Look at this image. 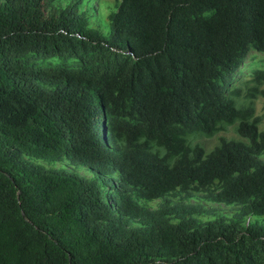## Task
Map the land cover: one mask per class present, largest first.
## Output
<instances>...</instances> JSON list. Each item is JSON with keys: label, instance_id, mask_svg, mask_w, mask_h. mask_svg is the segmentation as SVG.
Returning <instances> with one entry per match:
<instances>
[{"label": "trees", "instance_id": "obj_1", "mask_svg": "<svg viewBox=\"0 0 264 264\" xmlns=\"http://www.w3.org/2000/svg\"><path fill=\"white\" fill-rule=\"evenodd\" d=\"M115 1L0 0V264H264V0Z\"/></svg>", "mask_w": 264, "mask_h": 264}, {"label": "rangeland", "instance_id": "obj_2", "mask_svg": "<svg viewBox=\"0 0 264 264\" xmlns=\"http://www.w3.org/2000/svg\"><path fill=\"white\" fill-rule=\"evenodd\" d=\"M72 0H56L60 6H65L67 3L71 2ZM78 11L83 12L88 20V24L92 28L98 29L103 35L108 33V26L106 22V15L110 12L115 11L116 1L115 0H79ZM251 70H264V54H259L255 52H251L239 71H237L234 75L235 80L242 82L247 81L249 79V74ZM250 86V85H249ZM254 115L260 117V124L258 125V131L264 132V99L257 97L254 100ZM218 138L224 139H233L238 140L239 138L233 133L232 127H226L223 131L219 132L211 139H203L200 140V144L203 146L204 150L207 151L212 148ZM258 160L264 162V155L258 157ZM35 163L42 165L46 169H65L70 172L76 173L86 179H92L95 174L84 167H77L74 168L68 165L65 161L63 162H51V163H44L42 161H35ZM176 200V199H173ZM160 201L155 200L145 206L149 209H154L158 205ZM189 203H199L202 204L205 208L214 209L220 215L230 217L235 208L233 207H226L224 205H216V204H209L205 203L200 199L199 195H193L192 198L188 200ZM202 221L210 220L211 217H201ZM254 220L258 222H262L261 218H251L249 221L253 222Z\"/></svg>", "mask_w": 264, "mask_h": 264}]
</instances>
